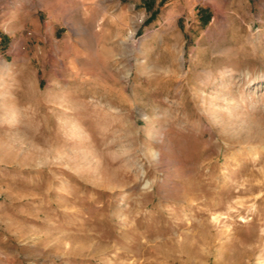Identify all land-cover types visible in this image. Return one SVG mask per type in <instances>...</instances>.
Returning <instances> with one entry per match:
<instances>
[{"label": "rangeland", "instance_id": "rangeland-1", "mask_svg": "<svg viewBox=\"0 0 264 264\" xmlns=\"http://www.w3.org/2000/svg\"><path fill=\"white\" fill-rule=\"evenodd\" d=\"M0 264H264V0H0Z\"/></svg>", "mask_w": 264, "mask_h": 264}]
</instances>
